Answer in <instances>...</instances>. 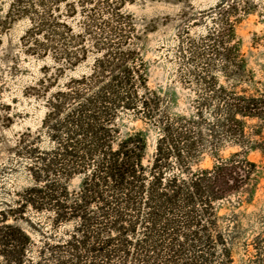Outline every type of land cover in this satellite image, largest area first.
Listing matches in <instances>:
<instances>
[{
    "label": "trees",
    "instance_id": "obj_1",
    "mask_svg": "<svg viewBox=\"0 0 264 264\" xmlns=\"http://www.w3.org/2000/svg\"><path fill=\"white\" fill-rule=\"evenodd\" d=\"M134 1L11 0L1 18L29 24L21 48L44 64L21 94L44 116L13 143L0 135L27 176L0 202V264H233L220 204L255 187L248 155L264 158V85L236 43L237 5L219 0L190 42L194 98L179 112L175 88L149 86L146 59L147 36L169 18L138 24L124 11ZM226 147L239 151L222 158Z\"/></svg>",
    "mask_w": 264,
    "mask_h": 264
},
{
    "label": "rangeland",
    "instance_id": "obj_2",
    "mask_svg": "<svg viewBox=\"0 0 264 264\" xmlns=\"http://www.w3.org/2000/svg\"><path fill=\"white\" fill-rule=\"evenodd\" d=\"M238 11L234 20L236 43L240 54L253 71L259 88L264 85V0H233ZM11 0H0V22L6 14ZM76 2V0H68ZM219 0H135L124 7L138 24L151 18H169L154 34L147 36L146 59L150 65L151 88L171 86L177 93L178 109L185 111L193 100L187 72L190 42L199 46V38L205 35L208 15L213 13ZM229 2L221 5L226 10ZM243 6L249 14H244ZM182 14L193 16L196 21L181 22ZM29 28L27 21H16L0 27V107L9 106L11 124L0 129V135L13 143L26 130L35 131L44 116L43 108L22 97L23 89L39 78V69L44 63L26 56L21 48V37ZM241 88H245L242 86ZM248 93H250L248 91ZM256 122H248V132L256 129ZM238 148L226 147L220 156L228 157ZM248 159L258 165L255 187L241 196L223 201L219 215L223 217L222 231L231 239L233 264H249L257 251L264 252V158L252 152ZM213 161L206 156L200 168H211ZM25 162L16 155L0 153V202L10 200L24 186L27 176L23 171Z\"/></svg>",
    "mask_w": 264,
    "mask_h": 264
}]
</instances>
